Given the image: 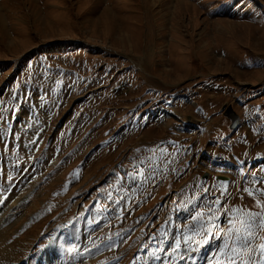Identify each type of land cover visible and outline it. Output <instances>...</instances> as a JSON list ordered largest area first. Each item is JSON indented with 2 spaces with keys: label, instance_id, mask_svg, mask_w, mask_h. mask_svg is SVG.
<instances>
[{
  "label": "rangeland",
  "instance_id": "rangeland-1",
  "mask_svg": "<svg viewBox=\"0 0 264 264\" xmlns=\"http://www.w3.org/2000/svg\"><path fill=\"white\" fill-rule=\"evenodd\" d=\"M257 201L264 0H0V264H254Z\"/></svg>",
  "mask_w": 264,
  "mask_h": 264
},
{
  "label": "snow or ice",
  "instance_id": "snow-or-ice-1",
  "mask_svg": "<svg viewBox=\"0 0 264 264\" xmlns=\"http://www.w3.org/2000/svg\"><path fill=\"white\" fill-rule=\"evenodd\" d=\"M149 151H155V149H150ZM72 175H75L77 178H79V169H77L76 172ZM69 183H71V179H69ZM65 190H67V185L65 186ZM257 204L261 209H264V202L257 201ZM262 215H264V213H262ZM193 219H196V217H193ZM196 235H202L201 242L203 244H208L209 240L211 239L210 233H201L200 231H196ZM179 247L180 243L179 241H177L176 248ZM189 247L191 248V245H189ZM244 247H247V243L244 245ZM228 248L229 246L227 244H225L223 247H218V252L223 255L224 259L215 260V264H237V260L235 259V257L239 255L240 246L238 245L237 247L232 248L230 254ZM198 250L199 249H193V251ZM85 251H87V249H85ZM188 259L192 261V264H196V260L191 255L188 256ZM243 264H253V262L251 260L245 259L243 261ZM254 264H264V243L259 244V259H257Z\"/></svg>",
  "mask_w": 264,
  "mask_h": 264
},
{
  "label": "water",
  "instance_id": "water-1",
  "mask_svg": "<svg viewBox=\"0 0 264 264\" xmlns=\"http://www.w3.org/2000/svg\"><path fill=\"white\" fill-rule=\"evenodd\" d=\"M227 106V105H226ZM224 106L223 108H222V112H224L225 111V115H227L228 114V112H232L237 118H229L231 121H232V124H231V126H230V129L231 130H234L236 127H237V125H238V123H239V120H240V118L236 115V113L233 111V107L232 106ZM189 120H190V122H191V118H189ZM209 176V174H206L205 175V178L206 177H208ZM218 180H221V181H228L230 178H228V177H224V176H217L216 177Z\"/></svg>",
  "mask_w": 264,
  "mask_h": 264
},
{
  "label": "flooded vegetation",
  "instance_id": "flooded-vegetation-1",
  "mask_svg": "<svg viewBox=\"0 0 264 264\" xmlns=\"http://www.w3.org/2000/svg\"><path fill=\"white\" fill-rule=\"evenodd\" d=\"M233 111L235 112L234 109H233ZM235 113H236V115H237L239 118H241V116H240L237 112H235ZM222 114L224 115V117H226V118L229 120V122H230V126H231V124H232V121H231L229 118H237V117H236L231 111L228 112L227 115H225V111H224ZM237 127H238V126H237ZM237 127H236L234 130H236Z\"/></svg>",
  "mask_w": 264,
  "mask_h": 264
},
{
  "label": "bare ground",
  "instance_id": "bare-ground-1",
  "mask_svg": "<svg viewBox=\"0 0 264 264\" xmlns=\"http://www.w3.org/2000/svg\"><path fill=\"white\" fill-rule=\"evenodd\" d=\"M123 38V37H122ZM123 41V40H122Z\"/></svg>",
  "mask_w": 264,
  "mask_h": 264
}]
</instances>
